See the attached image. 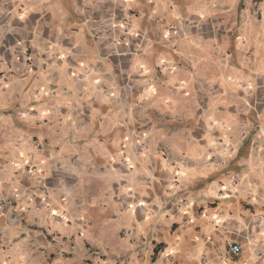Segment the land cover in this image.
I'll list each match as a JSON object with an SVG mask.
<instances>
[{"label": "crops", "instance_id": "0c3cea01", "mask_svg": "<svg viewBox=\"0 0 264 264\" xmlns=\"http://www.w3.org/2000/svg\"><path fill=\"white\" fill-rule=\"evenodd\" d=\"M0 264H264V3L0 0Z\"/></svg>", "mask_w": 264, "mask_h": 264}, {"label": "rangeland", "instance_id": "374dc122", "mask_svg": "<svg viewBox=\"0 0 264 264\" xmlns=\"http://www.w3.org/2000/svg\"><path fill=\"white\" fill-rule=\"evenodd\" d=\"M251 2H253L255 5H258V4H262L264 3V0H250ZM258 17H262L261 14L258 15Z\"/></svg>", "mask_w": 264, "mask_h": 264}, {"label": "built area", "instance_id": "2783aa9c", "mask_svg": "<svg viewBox=\"0 0 264 264\" xmlns=\"http://www.w3.org/2000/svg\"><path fill=\"white\" fill-rule=\"evenodd\" d=\"M232 251H234V252H236V251H238V247L237 246H232Z\"/></svg>", "mask_w": 264, "mask_h": 264}]
</instances>
